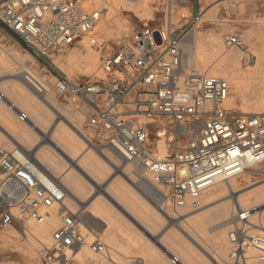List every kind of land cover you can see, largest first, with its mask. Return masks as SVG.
Returning a JSON list of instances; mask_svg holds the SVG:
<instances>
[{"label":"built area","instance_id":"2783aa9c","mask_svg":"<svg viewBox=\"0 0 264 264\" xmlns=\"http://www.w3.org/2000/svg\"><path fill=\"white\" fill-rule=\"evenodd\" d=\"M153 6H158L153 17L108 55V42L96 30L106 8L92 0H0V28L52 76L55 60L84 39L102 51L106 79L75 83L54 76L56 92L79 103L88 125L104 142L167 191L174 211H197L218 183L264 166V114L228 109L229 82L185 63L182 42L187 29L203 22L205 0H154ZM179 8L191 15L182 14L191 22L181 27L175 25ZM223 43L249 53L238 33H225ZM28 80L37 91L45 90L41 81ZM132 93L134 100L127 102ZM0 99H6L1 91ZM128 104L134 109L123 110ZM19 114L27 119L24 112ZM139 114L151 120L154 129L140 122ZM161 142L171 152L163 159L157 152ZM0 170V230L20 229L30 221L45 223V211L53 207L61 212L50 245L38 249L43 264H77L84 248L94 254L107 252L102 237L66 208L61 183L30 156L0 149ZM235 213L228 235L232 264H264V236L253 233V211ZM171 262L180 264L176 256Z\"/></svg>","mask_w":264,"mask_h":264},{"label":"bare ground","instance_id":"6f19581e","mask_svg":"<svg viewBox=\"0 0 264 264\" xmlns=\"http://www.w3.org/2000/svg\"><path fill=\"white\" fill-rule=\"evenodd\" d=\"M92 3L100 6L104 5L106 8L104 17L96 30L107 38L112 33L115 34L114 31L119 35L125 30L124 28L126 27L122 26V22L119 21V14L123 9L135 13L144 20L153 17L154 13L152 6L154 0H142L136 3L131 2V0H92ZM242 10L244 12L251 10L253 15L246 20L244 18L238 21L218 20L216 18L219 16V10H215L214 16L211 18L212 22L215 23L213 24L214 26L209 29L207 34H203L201 31H194L191 38L189 34L186 35L182 42V49L184 54L188 56L185 63L190 67L202 72L213 73L229 82L231 92L226 102L228 109L237 110L241 108L242 114H264V16L258 12V8L254 4L243 5ZM181 13L184 14V17H189V13ZM179 17L175 15V25L177 27H181L184 22L182 15ZM244 23H247L250 27V31L246 33L249 35L250 40L253 41L251 43V51H249L252 56L250 62L254 65L249 68L247 67V55L249 54L243 57V54L239 53V51H226L221 38L222 32L234 33V26ZM2 39H0V91L6 99H0V147L7 149L13 147L14 151H21L30 156L38 166L50 173L66 190L64 204L68 210L75 214H77L78 210L91 213L106 225L102 236L108 247L107 253L94 254L88 248H84L76 257L77 264H111L114 259L118 256L120 257L121 254H126L127 250L130 249L126 247V240L129 238H133L134 243L143 241V246H140V244L139 246L145 249L144 245H146L147 253L157 264H172L170 257L173 255L178 258L180 264H232L233 258L231 257V244L228 235L232 229V223L235 221L236 210H252L250 221L253 224V233L264 236V209L259 210L264 206V183L243 195H238L242 189H239L236 185L235 179L237 177L221 181L205 194L204 200L206 202L203 210L194 214L192 213L193 211L188 209H178V211L171 209L169 207V199L166 198L167 195L161 191L162 187L153 182L151 183V181L149 182L146 177L140 174L142 176H139L140 186L143 187L146 195L150 197L155 205L163 204L161 205L163 206L161 210L166 211L163 213L165 216L168 215V219L172 217L174 219V216L175 218L184 215L189 216L187 220L175 223L177 226L175 239L157 240L155 238L157 235L155 234V236L153 233L156 231L154 226L152 225L154 229L152 233L150 230L153 229L148 230L145 226L151 221L155 225V221L162 220L163 217L160 212L154 209V212L152 214L150 212L149 215L146 210H138L137 206V210H128L127 208L126 210L124 206L131 209V206L135 204L130 206L129 202L132 201H128L129 198L125 199L128 197L129 191L126 192L125 189H121L123 187H118L116 192L105 187L103 177L108 164L104 161L102 163L98 162L96 157L94 159L90 157L91 159L85 160V164L80 160L78 162V153L82 148V141L74 135L71 126L75 127L77 123L81 124L82 119L80 116L85 112L82 109L78 111L75 108L72 109L71 101V104H65L63 103L64 101L60 102L55 97V93L53 94L52 86L54 84L49 81L50 76L48 77L44 73V75H39L31 67V64L26 67L27 62L33 59L31 55L23 49H16V47L13 50L8 49ZM78 45L73 48L71 53L55 60L58 69L61 71L64 69V71L66 70L69 73H83L86 77L95 76V78L104 79L103 77H106V74L102 69V52L91 47L87 39H84ZM8 72H12V75L14 74L15 80L12 82V86L6 87L8 83L3 82L2 79ZM24 73L29 74L28 79L32 82L35 79L36 81H41L45 90L43 89L41 92L35 90L32 83H30V88L27 87L22 79V74ZM20 79L22 80L20 81ZM25 80H27L26 77ZM9 101L16 106V109L10 107ZM19 112H24L27 115V119L22 120ZM138 118L146 117L139 114ZM146 119V123L150 124L151 120ZM75 128L78 129L77 126ZM82 135L90 141V136L84 133ZM41 144L43 145L41 146ZM108 148V150H111V155L105 154L103 150L102 153L106 155L109 163H112L116 168H120L117 161H115V158H119L122 163L127 164L128 161L120 153L109 146ZM169 148L168 144L161 142L157 148L158 157L165 158L170 151ZM133 165L135 164L129 162L128 167L123 171H121L122 169L115 170L123 172L130 177L129 179L135 180L134 177L136 176L133 175L131 167ZM135 166L138 167L137 165ZM77 168L80 172L82 170L84 176L79 173ZM250 170L256 171L253 168ZM2 178L3 175H0V180ZM125 186L128 185L126 184ZM92 192L108 196L123 210H112L105 198L103 199L100 196L94 201L90 200ZM220 196L228 199L218 207H215L214 204L218 202ZM130 200L132 199L130 198ZM165 216L163 219H165ZM45 218V223L30 221L20 229L5 226L0 230V239L4 244L11 246L15 250L16 255L24 257L30 264H40L38 253H35L31 246L36 245L39 248L41 245H50L51 235L60 225L61 212L59 208L47 209ZM144 224L146 225L144 226ZM121 227L122 229L124 227L125 232H128V235L124 236L125 239L120 238L121 232H124ZM147 227L150 228L149 225ZM146 234L150 235L149 237H152L154 242L147 239L148 242H151L148 243L144 238ZM193 242L196 243V246L202 247L204 249L202 251H206L210 255V259L197 249ZM207 242L213 243L211 244L215 246L213 251L210 248H207L208 250L205 249V245H209ZM250 255H254V252H250ZM0 263L20 264L15 260H6Z\"/></svg>","mask_w":264,"mask_h":264},{"label":"rangeland","instance_id":"374dc122","mask_svg":"<svg viewBox=\"0 0 264 264\" xmlns=\"http://www.w3.org/2000/svg\"><path fill=\"white\" fill-rule=\"evenodd\" d=\"M205 4H206V7L207 8L205 10V14H204V17H203V22L201 24L197 25L196 27H194L192 31L190 29H187L190 38L193 35L192 33L194 31H201L203 34H207L208 33L209 29L214 26L213 24H215L211 20V18L214 16L215 10H219V16H217V18H216L218 20L219 19H221V20L228 19V20H231V21H233V20L234 21H236V20L238 21V20H241V19L243 20V18H244V20H246V19H249V17H251L253 15V12L251 10H249L248 12L246 11L247 13L244 12L242 10V6L243 5H247L248 6L249 4L250 5H253L254 4L258 8V12L264 16V1H261V0H205ZM156 7L158 8V6H155V7L153 6L154 11H155V8ZM177 12H179V13H177ZM177 12H176V15H177V17H179V16L182 15L181 12H186V11L183 10V8H179L177 10ZM180 13H181V15H180ZM255 13H257V12H255ZM178 14H179V16H178ZM119 15H120L119 16V21L122 22V24H123L122 26L126 27V28H124L125 29L124 31H122L119 35H117L116 34L117 32L114 31L115 34L112 33L111 36H109V38H107L106 36H103V35H101L99 33L100 36L102 38H104L108 42V52H107L106 55H108L112 51L116 50V48L119 45H121L122 43H124L126 40H128V38H130L131 35L135 31L140 30L143 27V24L147 20H150L152 18L151 17L150 19L144 20V19L140 18L138 15H136L135 13L130 12L129 10H126V9H123L120 12ZM103 17H102V19H103ZM179 18H181V17H179ZM189 18H191V15H189ZM187 22L189 24L191 22V20L190 19H184L183 24H186ZM184 31H186V26L182 30H179L177 32V35L178 36L181 35ZM248 31H250V27L248 26L247 23L246 24L245 23L244 24H237V25L234 26V33H238L239 35H241V37L245 40L246 44H248L247 45L248 46V50L251 51L250 48H251V43H253V41L250 40L249 35L246 33ZM225 33H227V31L221 33V38L222 39H223V35ZM0 37L3 38L2 40H3L4 44H6V46H7L8 49L13 50L16 47V49H21L22 50L21 46L15 40H13L1 28H0ZM77 46H79V45L76 44L74 47H72L65 54V56L67 54L71 53V51L73 50V48H76ZM225 50L228 51V52L238 51V50L233 51L234 49H227V48H225ZM94 51H96V50L94 49ZM250 51H249V53H246V54L243 53V52H241V51H239V53H242L243 55L242 54L241 55L243 57H245L247 54H250ZM97 53H99V52H97ZM31 58H33V57L31 56ZM187 58H188V56L186 54L185 55V60ZM29 61L27 62L28 64H26V67L30 66L29 64H31V67L39 75H44L45 74L48 77L50 76L49 81H52L51 83H53V84H55V82H54L55 77L54 76H58V75H63L66 78H68L69 80H71V81H73L75 83H86L89 80H92V81H100V80H104L106 78V77H103L104 79H102L100 77L99 78H95V76H91V77L88 76V77H86L85 74H83V73H79V72L69 73L66 70L64 71V69L61 71L60 69H58V67H57V72L53 74L54 76H52L46 69L42 68V66H40V64H38V62L35 61L34 59H30ZM252 65H254V64L252 62H250V63H248L247 67L249 68ZM43 70H44V72H43ZM13 76H14V74L12 75V72H8L3 77L2 81L8 83L6 85V87L7 86H12V82L15 80V77H13ZM28 76H29L28 73H24V74H22V77H23L22 79H23V82L26 83L27 87L30 88V82H28L29 81L28 80ZM25 77H26L27 80H25ZM22 79H20V81ZM52 91H53V94L55 93L54 94L55 97L60 102H63L64 101L63 103H65V104H71L72 103L71 104L72 109L75 108L77 111L81 108L80 105H79V103H77L75 101L73 102V98H71L69 96H63V95H60L59 93H57L56 90H55V88H54V85L52 86ZM39 94L42 95L41 93H39ZM134 97H135V93H132L131 94V98L129 99V97H128L127 102H132L134 100ZM70 101H71V103H70ZM133 109H134V107L130 106L129 104L127 106H124L123 107V110H125V111H131ZM240 109L241 108L237 109L236 111H238V112L241 113L242 112V109L241 110ZM80 117L82 119V122H81L82 125L80 123H77L76 126H77L78 129L75 128L76 126L75 127H72L71 126V129L73 130L74 135H76L77 137H79V139H81V141H82V144H81L82 145L81 146L82 148L79 147V148H81L80 149L81 152L79 151L80 154L78 153V162H80V161L82 162L83 161L82 163L85 164L84 161L85 160H88L90 157L92 159H94V157H96V160L98 159L97 161L98 162L100 161L101 163H102V161L106 162L108 164V167L106 168V171L107 172L105 171V175L103 177V181L105 183V187L108 188V189H111L112 191H116V190L118 191V187L119 188L123 187L121 189H123V190L125 189L126 192L129 191L128 194H127L128 197L125 198V199H128L129 198L128 201H132V202H129L130 203V206L133 205L134 203L136 204V205L134 204L133 206H131V209H130V207L124 206L125 209L127 208L128 210H137V208H138V210H142V211L146 210V213L147 214H149L150 212L152 214V212H154V209H155L156 211L160 212V214L164 218L165 214L163 212H166V211L161 210V208L163 207L161 205H163V204L155 205V203L152 202V200L150 199V197L146 195L145 191L143 190V187L140 186V183H139L140 178H139V176L141 174L143 177H146L145 174H144V172L140 168L136 167L135 165L131 166L132 169H133V175L136 176V177H134L135 180H131L132 178L129 179L130 177H128L127 175H125L123 172H117L116 171L117 169H119V170L122 169L121 171H123L126 167H128L129 162H127V164H128L127 165L126 163H122V161H120L119 158H115V161H117V163H118V165H119L120 168H116V166L114 167V165H112V163H109V161L106 159V155H104V153H102V150L105 152V154H109V155H111V150H108L109 149L108 148V145L104 142L103 137L102 136H99V132L96 131L95 129L91 128L88 125V116L86 114H83V115L81 114ZM63 120H64V118H63ZM138 120L139 121L141 120L140 122H142V123H146L147 122V119L146 118H138ZM79 125H80V127H79ZM149 127H151L152 129H154L155 126H153V124H149ZM79 129H80L81 133H80ZM82 133H84L85 135L90 136V139H89L90 141H88L87 140L88 138L86 139V137H84L82 135ZM42 145L43 144H41V146ZM84 146H85V148H84ZM99 148H101L100 149L101 151L98 150ZM0 149L3 150V151H5V152H11V151H13V147L11 149H7V148L0 147ZM6 150H8V151H6ZM89 150H91V151H89ZM94 153H95L96 156L94 155ZM170 153L171 152L169 151L167 153V155L170 154ZM83 158H84V160H83ZM83 166L85 167V165H83ZM253 169H255L256 171H254V170H248L246 173L242 174L241 176H239V177H237L235 179L236 180V185L239 187V189H242L238 193V195H243V194L247 193L248 191H250L251 189L256 188L259 185H261V184L264 183V172H262L264 170V166L263 167H259L258 166V167H255ZM77 170L79 171V173L82 174V170H81V172H80V170L78 168H77ZM0 175H2V171L1 170H0ZM82 175L84 176V174H82ZM142 176H140V177H142ZM147 180H149V179L147 178ZM119 182H120V184H119ZM149 182H150V180H149ZM124 184L125 185L127 184L128 186H125ZM132 191H133V194H132ZM161 191L163 192V194L167 195L166 198H168L169 199V202H170V198L168 196L167 191L164 188H161ZM129 193H130V196H129ZM135 193L137 194V196H136ZM97 194L98 193L92 192V194L90 196V200L94 201L95 199L98 198V196H100L103 199L105 198V201H107V203L110 204V207H111L112 210H123L122 208H119L118 204H116V202L112 201V199H110L108 196H106V195H100V194L97 195ZM223 197L224 196H220L218 198V202H216L214 204L215 207H218L219 205H221L222 203H224L228 199V198L225 199ZM130 198L132 200H130ZM205 202H206V200H204V204H205ZM169 205H170L169 207H171V202L169 203ZM81 206H83V205H81ZM136 206H137V208H136ZM158 207H159V209H158ZM261 209H264V206H262V208H260L259 210H261ZM202 210H203V208L200 209V210H198V211H193L192 213L197 214V213L201 212ZM82 211L83 210H78L77 211L78 218L81 221H83L84 224H86L87 226H89L96 234H98L99 236H101L102 237V240L104 241V238H103L102 235H103L104 230L106 229L105 228L106 225H104V223L100 219L94 217L91 213L84 212V211L82 212ZM163 218H162V220L159 219L160 221H158V220L155 221L156 224H158V225H156V224L154 225V223H152V221H151L152 224L151 223L147 224V226L149 225L150 228H148L147 226H145L146 224H144V226L148 230L153 229V226H154V229L156 231H154V229H153V230H150V232L152 233V231H154L153 233H154V235L155 234L157 235V236L155 235L156 236L155 238L157 240L158 239H166V240H168V239H171V238L175 239V233L177 232V226H176L175 223H178V221H185V220H187L189 218V216L188 215L178 216V218H175V216H174V219H173V217L171 219H168V215H166L165 216V219H163ZM123 229H124V227H123ZM123 229L121 227V230H123ZM123 231L124 232H121V234L120 233L119 234H120V238L125 239L124 236L128 235V232H125V229ZM125 233H127V234H125ZM149 236L150 235H148V234H146V236H144V238L146 239V241L148 239L149 241L151 240L152 242H154L153 241V238L152 237H149ZM122 241H124V240H122ZM127 241L128 242L131 241V242L128 243ZM134 242L135 241H134L133 238H129L128 240H126V243H127L126 247H128L127 249H129V248L130 249L127 250V253L126 254H121L120 257L118 256L116 259H114L113 262H111V264H113V263L114 264H157V263H155L151 259V257L147 253L148 250H146L147 249L146 248V245H144L145 246L144 247L145 249H143L142 247H140V246H143L142 245L143 244V241H141L140 243H134ZM147 242H145V243L147 244ZM104 243H105V241H104ZM148 243H151V242H148ZM207 243L209 245H207V246L205 245V249L210 248V250L213 251V247H215V246L211 245L213 243H209V242H207ZM137 244H138V246L140 244V246L138 247ZM194 244L196 246V243H194ZM131 246H132V248H131ZM196 247L200 251H202V250L204 251V249H202V247H200L198 245ZM211 247H212V249H211ZM39 248L36 245L31 246V249L33 251H35V253H38V249ZM107 249H108V247H107ZM134 250L136 251V253H135ZM203 253L206 255V257H208L210 259V255L206 251L203 252ZM124 255H125V257H124ZM173 256H175V255H173ZM173 256H171L170 259H172ZM131 259H133V260H131ZM6 260H15V261H18L20 264H30L29 261L27 259H25L24 257L19 256V255H16L15 250L12 249L11 246H9L7 244H4L2 242V240L0 239V262L6 261ZM38 261H39L40 264H43L42 261H41V259H40V257H39V255H38ZM126 261H127V263H126Z\"/></svg>","mask_w":264,"mask_h":264},{"label":"crops","instance_id":"0c3cea01","mask_svg":"<svg viewBox=\"0 0 264 264\" xmlns=\"http://www.w3.org/2000/svg\"><path fill=\"white\" fill-rule=\"evenodd\" d=\"M131 98V94H130V96H129V99Z\"/></svg>","mask_w":264,"mask_h":264}]
</instances>
